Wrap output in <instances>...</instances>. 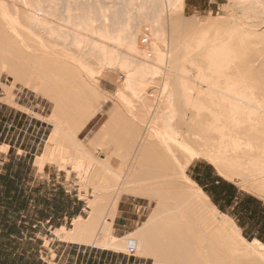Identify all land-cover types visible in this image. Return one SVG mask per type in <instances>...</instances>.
<instances>
[{
    "label": "bare ground",
    "instance_id": "bare-ground-1",
    "mask_svg": "<svg viewBox=\"0 0 264 264\" xmlns=\"http://www.w3.org/2000/svg\"><path fill=\"white\" fill-rule=\"evenodd\" d=\"M25 1L26 17L23 18L19 0H0V66L12 73L15 81H21L24 85L27 84L46 91L49 98L56 104L52 115L55 128L51 132L49 143L46 144L45 152L40 155L37 164L43 167L47 161L50 159L52 161L55 158L53 155L57 153L54 152V146L61 139L65 140L64 142L67 144L74 141L83 147L87 141L101 138L103 144V152L100 154L97 152H89L86 155L80 153L79 157V154H76L77 158L73 161L74 168L79 170L82 177L94 186V198L88 202L91 208L89 215L87 217L78 215L70 230L60 227L58 234L66 239L112 249L125 248V245L128 247L131 238H133L136 241V251L147 258L154 257L155 264H264V243L260 239L248 241L241 235L239 226L234 220L218 209L205 190L187 172L194 159L204 156L219 166L222 174L228 176L236 169L232 163H239L236 160H239L241 156L242 162L244 158L249 166L244 163L248 167V179L254 181L253 184H258L264 190V129L245 130L246 132H244L242 127L237 125L238 129L217 132L219 134L217 135L210 132V128L219 129L221 126L213 123L214 126L210 123L213 127L210 125L208 128L209 125H207V127L203 126V129L200 128L203 133L199 131L200 139L194 141L197 143L195 145L186 134L173 126L177 113L173 108L175 105L171 96L169 75L162 84L163 92H166L168 96L160 104V109L152 116L149 113L146 95L151 86L159 83L158 76L166 77L167 71L164 72V68L167 69V67L164 66L168 60L171 62L170 44L167 43L164 26L160 24L167 16L166 14H169L170 16H168L175 21L178 29L182 26L194 29L201 25L202 29L208 33L207 37L203 33L204 39L208 41L200 40V42L203 41V44L205 43L204 47L207 49H203V56L208 53V57L223 63V65L212 64L216 66L215 72H221L220 76L225 75L224 77L227 79L226 81L221 77L226 83H223L221 79L216 80V76L219 75L216 72L213 87L210 86L211 84L209 86L221 93L229 91L234 94L235 92L234 96L237 93L243 95V92H241L240 80L234 79L235 75L232 80L230 71L233 69H228L231 68V63L235 64L237 60L246 58L257 63L264 62V45L261 46L264 43V30L257 28L260 24H255L254 27H252L253 24L252 26L250 24L252 28H245V26H249L247 23L248 25L245 24L243 27L244 30L241 27L238 28L239 26L237 29L235 26L234 28L232 26L233 29L229 26L230 28L227 27L225 30V19L228 18H224V16L208 17L209 19L205 20L198 15H192L185 19L180 15L184 13L182 11L186 7L185 0H124L122 2L113 0L111 4L97 5L96 11L91 8L81 11L79 8L71 7L66 10L65 16L62 18L64 22L54 24L58 18L54 10L58 9V3L61 0ZM233 1L242 4L241 6L246 9H264L262 7L264 0ZM68 2L70 3L71 0ZM260 6L262 8H257ZM121 7L123 10L120 9ZM144 14H152L153 19L143 25L134 21ZM121 16L123 17L122 22L119 20ZM227 16L229 17V14ZM171 19L169 21H172ZM30 23L42 25L48 29L50 37L60 41V45L71 40L69 42L72 44L71 47L65 44L61 47H52L50 44H46L42 40V36H35ZM229 23L227 24L229 25ZM146 30L148 38H153H151L149 46L142 45L143 41L146 44L149 43L145 36ZM214 31L218 32L211 35ZM26 34L36 37V46L25 41ZM165 42L168 46L164 44ZM201 46L198 45V48L202 49L203 46ZM172 49L171 53H173ZM34 50L36 52L41 50L42 53H35ZM199 52L201 53V51ZM89 56L95 58L99 63L97 71L90 64V62L94 64L96 61L89 60ZM225 63L228 64L226 65L227 72H224L226 68L220 70L225 67ZM234 66L236 64L232 68ZM116 67L123 72L125 78L114 93L119 101L114 100L113 92L110 93L103 89L101 79H99V76L112 78L111 68L116 69ZM198 68L200 70V67ZM202 71L199 72L202 73ZM97 73L98 75H96ZM203 74L205 75V72ZM209 75L205 76L210 77L211 75ZM116 80L118 79L116 78ZM208 80L212 81V79ZM115 83L117 82L115 81ZM119 83L121 82L119 81ZM242 85L244 87V83ZM205 87L202 88L205 89ZM194 89L196 90L195 87ZM200 90L198 91L200 92ZM227 92L225 94H228ZM187 93L189 96V92ZM225 94L221 95L225 96ZM218 95L217 93L216 97ZM191 96L193 94L190 95V99ZM218 98L220 97L218 96ZM252 98L245 100L243 97H238L240 101L246 103H248L247 101L252 102ZM213 99L217 100L215 97ZM226 99L228 100L227 97ZM233 99L229 100L233 102ZM238 99L234 100L236 101L234 109H231L232 106L227 107L232 105L230 101L228 104L223 100V104L220 100L218 104L220 111L225 107L222 105L226 104H228L226 109L236 110L233 114L234 123L241 116L236 114L241 104ZM202 101L204 104H210L205 103L207 99ZM218 101L219 99L215 102L218 103ZM107 103H110V106L104 113L105 115L93 125L88 135L84 139L76 138L75 134L81 133ZM198 103L196 104L202 105L200 100ZM216 103L212 107L215 108ZM220 103H222L221 106ZM211 108L212 111L214 108ZM242 108L246 110L244 104ZM243 109H240V112ZM213 111L216 112V110ZM221 112L225 114L227 111L223 109ZM208 114L210 115V112L208 113L207 110L206 115ZM249 114H251L250 111ZM125 115L129 117L128 120L121 121L120 118ZM229 115H227L228 118H230ZM251 115L249 117L252 119L253 113ZM217 119L222 121L224 118ZM212 121L215 122V119ZM222 122L221 124H223ZM253 124L250 123L251 126ZM224 125L227 126L225 123ZM70 129L72 130L70 131ZM204 132L210 138L208 139L206 136L208 141L202 140ZM245 133L251 137L243 138L247 135ZM215 135L221 138L219 143L217 141L218 144L211 140ZM198 136L199 134L195 135V138ZM206 137L204 138L206 139ZM128 138L133 139L134 142L126 152H114L115 149L124 148L129 142ZM59 144L61 145V142ZM242 151L249 153L243 157L238 154ZM60 152L58 151V153ZM113 157L129 160L127 168L120 173V176L127 182H131L133 179L138 181L143 177L150 176H159L164 179L156 183L126 185L114 192L109 186L100 184L102 177L108 179L110 176L109 161ZM141 166L145 168H141ZM130 192L156 199L159 204L156 205L144 224L120 237L113 232V219L123 194ZM222 214L223 219L219 217ZM127 238L126 243L125 239Z\"/></svg>",
    "mask_w": 264,
    "mask_h": 264
},
{
    "label": "rangeland",
    "instance_id": "rangeland-1",
    "mask_svg": "<svg viewBox=\"0 0 264 264\" xmlns=\"http://www.w3.org/2000/svg\"><path fill=\"white\" fill-rule=\"evenodd\" d=\"M119 1L122 2L124 0H119ZM201 2L203 4L204 3L206 4L204 8L193 11L190 9H186L185 7V10L182 11V13L184 12L183 15L180 14L181 17L188 19L192 17V15L195 16L198 15V17H201L202 19L208 20L211 17L214 18L217 16L219 17L224 16V18L229 19V20L225 19L226 22L224 21L225 30H227V27L228 29L230 27L232 28V26L233 28L235 26L236 29L237 26H239L238 28L241 27V29H243L245 24L246 25L249 24V26H245V28L251 27L252 24H253L252 27H254L255 24L257 25L260 24L259 27L257 26L256 27L262 28V30H264V23H263L264 9L263 10L255 9V8L246 9L244 8V6H241L242 4L236 3V1L233 0H209V3L208 0H203ZM19 3H20V9L22 11V16L23 18H25L26 1L19 0ZM111 3H113V0H71L70 3L68 2V0H61V2L58 3V9L54 10L57 14L56 16L58 17L54 21V24L64 22V19L62 18L65 16L66 10L68 8L71 7L79 8L81 9V11H85L91 8L96 11L98 9L97 5L99 4L107 5ZM262 7L264 8V3ZM262 7L260 6L257 8H262ZM120 9L123 10L122 7ZM228 14L229 17L227 16ZM166 15H167L165 16L166 20L164 19L160 24L164 26L165 37L168 39V40L166 39L167 43L170 44L169 49H170V55L172 56L170 57L171 62L170 60H168L166 62L167 64L164 66L167 67V69L164 68V72L165 70L167 71L166 77L164 75L158 76L157 79L159 80V83L154 84V86H151L149 88V92L146 94L147 103L149 104L148 109L151 116L154 115L158 111V109H160V104H162L163 100H165L168 96L166 92H163L162 84L164 80L167 78V75H169L168 79L170 82V91H171V96L173 97L172 99L174 101L173 104L175 105L173 108L177 113V114L175 113L177 116L175 115L176 120L174 121L173 126H176V128H178L184 134H186L192 140V143H194L195 145H197V143L195 142L198 141V138L200 139L201 133H199V131L200 132L203 131L202 130L204 128L203 126L207 127V125H209L208 128H210L211 125L210 123L212 124L215 123V125L218 124L219 127L221 126L220 128L222 129L221 130L219 127H217L220 129L219 131V129L210 128L211 129L210 132H212L213 134H217V132L221 133V131L228 132L229 129L236 130L238 129L239 125L242 127L244 132H246L247 130L248 131L257 130V129L263 130L264 129V62L257 63L252 61V59L250 58L249 59L246 58L242 60H237L235 62L236 66H234L235 68L234 67L232 68V66L235 65L233 64V62L231 63V68H228L229 70L233 69L232 71H230L232 80L238 78L241 82V87L243 89L241 88L242 91L240 89L239 90L243 92V95L242 93L241 94L237 93V95L245 98V100H247V98L251 100L250 98L253 97L252 102L247 101L248 103H246L244 101H240L238 99L239 96L238 97L237 95L234 96V94H236L235 92L234 94L230 93L229 91L228 92L225 91L228 94H225V92L221 93L219 90L213 89L212 87H213V83L215 82L214 79L216 77H217L216 80L221 79V77H223L227 81L226 77H224L225 75L220 76L221 72L219 73L216 71L217 74L219 75H217L215 72L216 69L215 65L218 63L223 65V63L217 62L214 59L208 57L209 55L208 53H205L204 56L202 53L206 48L204 47L205 43L203 44L202 43L203 41L200 42V40L202 39L207 40L204 39V36L207 37L208 33L202 29L201 25H198L199 27L197 26L194 29L185 28L183 26H182L183 28L179 27L178 29L176 28L177 24L175 23V21L171 19V17H169L170 15L169 14ZM169 18L172 21H169L170 20ZM152 19H153L152 14H144L143 16L136 18L134 21H137L141 25H143L149 23ZM119 20L120 22H122L123 17L121 16ZM227 23H229V25ZM30 25L31 27H33L32 31H34L35 36L36 37L39 35L42 36L43 37L42 40H44L46 44H50L52 47L54 46L61 47L63 44L67 46L69 45L68 47H71L72 44L69 43L71 40H67L61 43L62 45H60L59 44L60 41L56 39L53 40L50 37V32L48 29H46L42 25H38L35 23L34 24L30 23ZM199 28H200V32H199ZM224 28L222 29L223 32H224ZM217 32L218 31L216 32L214 31L213 33H211V35ZM147 33L148 31L146 30L145 33L146 38H148ZM36 37L28 36L26 34L25 41L31 45L36 46L37 44ZM151 38L150 39L148 38L149 43L146 44V42L143 41L142 45L144 44L146 46H149L153 39ZM50 41H52V43H50ZM197 42H199V44H197ZM167 43L165 42L164 44L168 46ZM258 44H256V46ZM198 45L199 47L202 45L203 46V47L201 46L202 49L198 48ZM263 45L264 43H262L261 46L263 47ZM171 49L173 50L174 54L171 53L172 52ZM199 51H201V53ZM34 52L38 54L42 53L41 50H37V52L34 50ZM89 58H90L89 60L91 61L93 60L92 62L96 61V59L93 57L91 58L89 56ZM95 63L92 64L90 62L92 67L94 66L95 71H97L99 67V63L97 62L96 63L97 65ZM212 63H214L215 65ZM226 65L228 64L225 63L224 65L225 67L221 68L220 70L222 71V69L224 70L226 68L224 72L225 71L227 72ZM198 67H200V70ZM236 67L239 68L236 69ZM205 68H207L206 71H204ZM229 70H228V74L230 73ZM199 71L200 72L202 71V73H200ZM207 71L209 72L210 75L213 72L211 75L212 78ZM121 72L122 71L116 67V69L111 68L112 78L108 79L99 76V79H101L102 82L103 89L109 91L110 93L113 92L112 96H114V100L116 101L119 100L116 98V95L114 93L117 91V89L125 79L123 76V72L122 73ZM204 72L205 75H209L210 77L205 76L203 74ZM96 75H98V73ZM214 75L217 76L214 77ZM234 75L235 77L233 79ZM116 78L118 80H116ZM206 78L212 79V81ZM114 79L117 83H115ZM119 81L121 83H119ZM226 81L222 80L223 83H226ZM205 83H207L206 85L208 87H205L206 86ZM242 83H244V87ZM209 84H211L210 86L212 87H210ZM191 85L192 87H190ZM193 86L196 88V90L194 89ZM202 87H205V89ZM207 89L208 90L210 89L212 91L210 90L205 91ZM192 90H194L195 92H193ZM198 90H200V92ZM187 92H189L190 95L193 94V96H191V99H190V95L188 96ZM217 93L219 94L218 96L220 98H218V96L216 97ZM220 93L223 95L225 94L228 100L226 99L225 96L221 95ZM230 94H232V96H230ZM213 95L215 98H217V100L219 99L218 103H216L217 102L216 99H213L214 98ZM195 97L197 100L195 99ZM192 98H194L193 101H191ZM206 99L207 101H205ZM229 99H233V102H231V100ZM237 99L239 100V103L241 102L242 105L244 104V106H246V110L242 108L241 104H240L241 106L239 105V108L243 109L244 111L242 110V112H240V109L238 108L237 112L239 113L236 112V114L241 116H239V120L236 119L237 121L235 120L234 123L233 114L236 110L232 111L231 109L235 108L234 106L236 105L235 104L236 101L234 100ZM199 100L200 103H202L203 102L202 100H204L205 103L208 102L211 104V106H209L210 104L207 103H206L207 105L204 103H202L201 106L197 105L196 103H198ZM220 100L222 102L224 100V102L228 104L229 101L232 103V105L230 104L229 106H227L228 108L232 106L233 108L231 109H226L227 108L226 105L228 104L222 105V103H220V106L221 105L222 107L225 106L223 109L227 111L226 113L229 112L227 115L230 114L229 116L230 118L232 117V119L228 118L226 113L223 114L225 111L221 112L223 111V109L221 111L218 109L219 108L218 104ZM210 101L216 103L215 108L217 109L212 107L214 103ZM250 102L251 104H249ZM205 105L208 107H206ZM55 106L56 104L54 100L49 98V95L46 93V91L44 92V90H41L40 88L38 89L33 88L31 86H28L27 84L24 85L21 81H15L14 75L9 71H7L5 67L3 66L1 67L0 69V264H48V261H51V264H55V260H53V258L56 257L57 249L60 243L63 241H74L71 239H66L61 237L58 234L59 233L58 229H60V227H65L66 229L70 230L74 226L75 217H77L78 215L87 217L89 215L91 208L88 202H90V200L94 198L93 191L95 188L93 185L90 184L89 181H87V179H84L82 177L79 170L74 168L73 161L75 160V158H77L78 154H79L78 157L80 156V153H84L86 155L89 152L90 153L97 152L99 154L103 152L102 140L101 138H98L93 141H87L86 144H84V146L82 147L76 144V142L74 141L69 143L70 141L69 140L68 141L69 144H67L66 142H64L65 140L62 141L61 139V141H59V143L61 142V145L57 143V145L55 144L54 146V152L57 153V154L54 153L53 155L55 158L52 159V161L51 159L47 161L43 167L39 166L37 164V160L39 159L40 155L45 152V149L49 143L52 134L51 132L55 128V125L53 123V116H52ZM109 106L110 103H107L96 114V116L92 118L91 123L88 124V126L84 130H82L81 133L77 134L78 136L75 134L76 138L80 137L84 139L88 135V132L92 129L93 125L96 124L103 115H105L104 113L107 111ZM197 106H199L200 108ZM248 106L249 108L247 109ZM250 107L253 109L249 110L251 109ZM210 108L211 109L214 108L213 110H216V112L213 110L211 111ZM207 110L208 113L210 112V115L209 114L206 115ZM248 110L251 112V114L253 113L252 119L250 118L252 115L249 114ZM211 112L213 113L211 114ZM221 114H223L224 116ZM127 115H125V117H121L120 118L121 121L128 120L129 117H127ZM37 118L38 119L41 118L46 121L44 127H42L41 130L39 131H38V127H39L38 123L40 120H38ZM206 118H208L209 120ZM217 118H222V119L224 118L223 119L224 122H222L223 120L221 121L220 119ZM213 119H215V122L212 121ZM240 119L242 122L240 121ZM220 121L223 124L225 123L227 126L226 127L225 125L223 126V124H221ZM254 122L256 123L253 124ZM250 123L253 125L251 126ZM213 125H211V127H213ZM71 130L72 129H70V131ZM24 131H28L24 142H22L23 135H21L20 140H17L18 133ZM7 132L9 134H7ZM197 133L199 134V136L195 138V135H198ZM204 134L205 135L202 134L203 135L202 140L204 139V141H206L208 136L205 132ZM245 134L247 135H245L244 137L242 136L243 138L251 137L248 136L249 135L248 133ZM217 135L213 136V139H211L215 144L217 143V141L219 143V141L221 140L220 136ZM204 137H206V139ZM208 139L210 138L208 137ZM128 141H127L128 143L125 145L124 148L115 149L114 152L116 153L123 151L126 152L127 148L134 142L133 139L131 138H128ZM9 143L12 145L11 148H9ZM58 151L59 152L61 151L63 156L61 155V152L58 153ZM248 153H249L248 151L247 152L242 151L239 152L238 154L245 156ZM59 157L61 158L63 157L64 159L63 158L61 159ZM241 158L242 157L240 156V159L236 160V162L239 161V163H234V162L232 163L236 169H234L235 172L232 171V173H229L228 176L222 174L220 167L215 165L213 162H211L208 158L204 156H201L200 159L199 158L194 159L192 162L194 161L203 162L211 166L213 170L216 172L217 176L221 177L222 181L224 182V184L222 185L223 190H226L227 193L229 194H232L234 189L239 190L241 193V198L244 199L243 201L244 206L248 208H254L256 210L259 208V206H261L262 210L264 211V192H263L264 190H262V188L258 184L256 183L253 184L254 181L248 179L247 173L249 166L248 163L244 160V158H243V162ZM128 161L129 160L124 159L122 157H117V158L113 157L111 161H109V168H111L110 176L108 177V179L102 177L100 184L107 185L112 191L117 192L126 185L135 186L137 183H143V184L156 183L164 179L159 176H150L147 178L145 177L141 178L140 180H138L139 182L134 179L131 182H127L125 181V179H123V177L120 176V173L122 170L127 168L126 165ZM244 163L247 164L248 167L244 165ZM101 168L104 167L101 166ZM141 168H145V167L141 166ZM122 197H123L122 198L123 201L130 202L131 200L134 203L133 208L134 206L136 207V205L137 207H140L141 204L144 206L142 208V215L140 222L136 226V228L140 227L142 224L145 223L148 216L156 208V205L159 204V202L156 199H153L151 197L136 195L131 192L124 193ZM48 199L50 200L55 199V201L57 200L58 201L57 204L62 206L63 211L67 208H70L71 205H75L73 204V202H75L76 203L75 210H77L75 213L77 212L80 213H78L76 216L75 214H73L74 216L71 217L70 216L67 218L60 217L58 220L56 219V221H53L52 219L51 222L44 221L41 224H38L37 220L45 217L47 213L44 210V208H46L48 204L44 201ZM31 200H33L32 204H30ZM42 209L43 212H41ZM48 209H49L48 211H50V208ZM220 210L226 213L227 215H229L234 220L237 226H239V231L241 235H243L248 241H254L256 239H260L264 243V234L257 233V235L255 236V234L254 235L251 234L250 231L242 230L240 222H237L234 217L236 216L235 210H231V209H223V210L220 209ZM222 216L223 214L219 215V217L221 218ZM34 224H38V226L34 227ZM113 232L116 234V230L114 229V223H113ZM127 241L128 238L125 239L126 243ZM90 245L93 246V244ZM120 249H122L125 252H128L126 245L125 248H120ZM135 255L140 256L141 253L136 251ZM155 263H156V259L154 257H149V264H155Z\"/></svg>",
    "mask_w": 264,
    "mask_h": 264
},
{
    "label": "crops",
    "instance_id": "crops-1",
    "mask_svg": "<svg viewBox=\"0 0 264 264\" xmlns=\"http://www.w3.org/2000/svg\"><path fill=\"white\" fill-rule=\"evenodd\" d=\"M201 1L203 0H185L186 9L196 11L204 8L206 4H203ZM38 120H40L38 123L39 131L44 127L46 121L41 118ZM8 132L7 134H9ZM27 133L28 131L19 132L17 140H20L21 135H23L22 142H24ZM11 147L12 145L9 143V148ZM187 172L189 176L205 190L218 208L222 210H235L236 216L234 217L237 222H240L242 230L250 231L251 234H255V236L257 233L264 234V211L261 206H259L257 210L248 208L243 205L244 199L241 198L239 190L234 189L232 194L223 190L222 185L224 182L208 164L194 161L190 163ZM122 198L120 199V205L113 219L116 234H118V236L121 235V237L137 229L136 226L140 222L142 208L144 207L141 204L140 207L136 205V207L134 206L133 208L134 203L131 200L127 202L123 201ZM32 202L33 200H31L30 204H32ZM44 202L48 204V206L44 208L47 213L45 217L37 220L38 224L44 221L51 222L52 219L56 221V219L58 220L60 217H71L74 216L73 214L76 216L80 213H75L77 211L75 210V202H73L75 205H71L70 208L64 211L62 210V206L58 205V201H55V199H48ZM48 208H50V211H48ZM41 212H43V209ZM38 224H34V227L38 226ZM86 244L87 243H81L80 241H63L57 249L56 257H51L55 260V264H149V258L145 256H137L135 253L131 254L122 249L105 248L98 245L89 246ZM48 264H51V261H48Z\"/></svg>",
    "mask_w": 264,
    "mask_h": 264
},
{
    "label": "built area",
    "instance_id": "built-area-1",
    "mask_svg": "<svg viewBox=\"0 0 264 264\" xmlns=\"http://www.w3.org/2000/svg\"><path fill=\"white\" fill-rule=\"evenodd\" d=\"M127 249H128V252L131 254L136 252V241H135V239L131 238Z\"/></svg>",
    "mask_w": 264,
    "mask_h": 264
}]
</instances>
